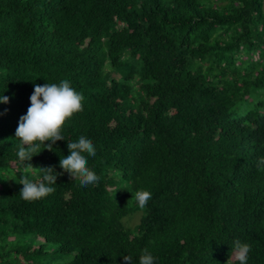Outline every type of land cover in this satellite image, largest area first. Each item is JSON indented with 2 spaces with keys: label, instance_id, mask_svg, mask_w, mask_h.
<instances>
[{
  "label": "trees",
  "instance_id": "1",
  "mask_svg": "<svg viewBox=\"0 0 264 264\" xmlns=\"http://www.w3.org/2000/svg\"><path fill=\"white\" fill-rule=\"evenodd\" d=\"M59 79L82 93L62 135L91 138L98 179L60 168L57 139L29 177L51 166L54 190L27 201L15 129L33 85ZM3 92L0 264H135L144 249L155 264H232L237 239L264 264V0H0ZM213 163L223 173L201 178ZM139 189L153 209L131 227Z\"/></svg>",
  "mask_w": 264,
  "mask_h": 264
},
{
  "label": "clouds",
  "instance_id": "2",
  "mask_svg": "<svg viewBox=\"0 0 264 264\" xmlns=\"http://www.w3.org/2000/svg\"><path fill=\"white\" fill-rule=\"evenodd\" d=\"M89 42L90 38H87L84 46H87ZM115 73L117 72H114L112 77L118 79L120 73H117V75ZM134 77L137 81L132 91H135L142 84L137 72ZM29 100L30 104L26 112L20 115L14 133V137L18 138L16 153L18 167H16V173L19 171L22 174L17 176L15 173V176L11 179L17 180L16 177H19L17 181L22 184L19 190L20 197L31 201L43 198L53 192L55 185L53 181L58 173L51 166L39 167L41 173L39 179L33 180L29 177H31L32 170L35 167L31 163L32 156L40 152L42 148H49L53 151V144L57 139H63L66 145V151L59 152L58 155L57 163L59 167L66 170L81 185L94 184L98 179L97 174L86 163V155L94 156L96 151L91 138L83 133H78L73 138L65 139L61 132V126L65 119L82 107V93L80 90L71 81L59 79L57 82L34 84ZM8 101L9 96L5 95L4 92L0 94V102L7 103ZM45 141H48V143L46 144ZM258 164H264V157L260 158ZM219 173H223L220 163H213L212 173H207L203 168H198L199 176L205 180H210ZM0 178L9 179L2 174H0ZM116 188L117 186H113L112 190ZM151 195V192L146 189H139L135 192L138 210L141 212L138 221L131 227L138 225L141 218L153 209L148 206ZM262 227L264 228V220ZM41 241L39 246L40 243H43ZM231 248L233 249L232 256L235 258L232 264H247L250 245L237 239L233 241ZM135 257V264H155L156 258L147 249L141 250L138 256ZM18 259L21 262L25 261L21 255ZM122 260L128 262V264L134 262L133 256L129 254L123 255ZM228 260H230V256ZM69 263L70 261L66 264Z\"/></svg>",
  "mask_w": 264,
  "mask_h": 264
},
{
  "label": "rangeland",
  "instance_id": "3",
  "mask_svg": "<svg viewBox=\"0 0 264 264\" xmlns=\"http://www.w3.org/2000/svg\"><path fill=\"white\" fill-rule=\"evenodd\" d=\"M117 75V73H115ZM228 86V84H227ZM140 212L139 210H135L132 212V215H130L129 217H127L125 219V223L129 224L130 226H133L137 221H138V218L140 216ZM35 244L37 245L38 243L35 242ZM73 257V254H68V255H64L63 258H59V262L61 264H66L67 262H69Z\"/></svg>",
  "mask_w": 264,
  "mask_h": 264
}]
</instances>
